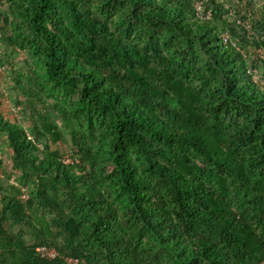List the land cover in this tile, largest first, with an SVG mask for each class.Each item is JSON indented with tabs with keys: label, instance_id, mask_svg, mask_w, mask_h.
<instances>
[{
	"label": "trees",
	"instance_id": "trees-1",
	"mask_svg": "<svg viewBox=\"0 0 264 264\" xmlns=\"http://www.w3.org/2000/svg\"><path fill=\"white\" fill-rule=\"evenodd\" d=\"M195 1L0 0V264H264V0Z\"/></svg>",
	"mask_w": 264,
	"mask_h": 264
},
{
	"label": "rangeland",
	"instance_id": "rangeland-1",
	"mask_svg": "<svg viewBox=\"0 0 264 264\" xmlns=\"http://www.w3.org/2000/svg\"><path fill=\"white\" fill-rule=\"evenodd\" d=\"M254 4L258 3V0H253ZM226 5L228 7H232V9H230L231 11H233L235 13V2L234 0H227L226 1ZM240 20V19H238ZM241 22L243 23V21L241 20ZM244 26H248L247 29H248V32L250 34H253L255 36H257L258 38H263L264 37V31H261L260 33H256L254 29H251L252 28V25H251V22L250 21H247V22H244ZM222 28V31H223V28L224 27H221ZM224 32V31H223ZM225 33V32H224ZM251 48L249 49V52L248 54L250 55V59L253 58L254 54H250L251 52ZM259 54L261 56H264V51H262L261 49H256V52L255 54ZM259 66H257L256 68L253 69L255 75L258 77H262V64L259 62ZM6 70L0 66V112L12 119L14 117H17L20 115V113L18 112V110L16 109V103H15V97L18 96V91H17V88L13 86L12 82L8 79V76L6 74ZM195 83H197V81H195ZM63 126V124H61ZM24 126L27 128V130L29 132L32 133V128L29 124V122H24ZM64 127V126H63ZM67 128V127H66ZM55 146L53 145L52 148H54ZM60 152L62 154L65 153V149L62 148L60 150ZM9 150L8 148L6 147V141H5V136L4 134H1L0 133V159L6 164H10V159H9ZM68 161V160H67ZM13 180H16L17 181V177L16 175H14V178ZM24 187V185H23ZM26 187V186H25Z\"/></svg>",
	"mask_w": 264,
	"mask_h": 264
},
{
	"label": "built area",
	"instance_id": "built-area-1",
	"mask_svg": "<svg viewBox=\"0 0 264 264\" xmlns=\"http://www.w3.org/2000/svg\"><path fill=\"white\" fill-rule=\"evenodd\" d=\"M195 7H196V11L199 12L202 8L201 6V1L200 0H196L195 1ZM246 28L248 26H245ZM22 197L23 198H26L27 195L26 193H22ZM35 251L37 252V254L43 258H46V259H54L56 257H60L61 255L59 254V252L53 248V247H49V246H46V245H38L36 246L35 248ZM64 261L66 264H78V260L77 258H74L72 256H64L63 257Z\"/></svg>",
	"mask_w": 264,
	"mask_h": 264
}]
</instances>
